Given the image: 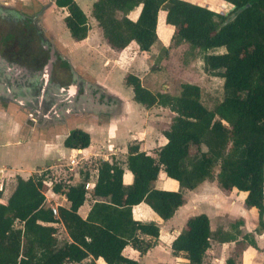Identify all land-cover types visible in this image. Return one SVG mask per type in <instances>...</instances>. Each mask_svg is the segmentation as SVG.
Instances as JSON below:
<instances>
[{
  "label": "trees",
  "instance_id": "16d2710c",
  "mask_svg": "<svg viewBox=\"0 0 264 264\" xmlns=\"http://www.w3.org/2000/svg\"><path fill=\"white\" fill-rule=\"evenodd\" d=\"M223 1L232 5L226 14L185 0H96L92 4V17L117 52L132 42L142 53L149 52L158 41L159 13L164 11L165 25L174 32L172 40L203 51L205 73L223 80V98L209 109L198 85L184 83L176 95L152 92L137 76L127 74L125 85L132 89L136 103L175 114L164 133L167 143L155 156L136 144L128 147L123 164L133 176L130 185L123 181L122 163L99 161L92 191L95 202L85 219L78 214L86 201L85 180L54 186L70 202V208H58V216L44 205L41 178L17 177L5 201L1 188L0 264H84L89 257L106 264H138L123 251L130 246L140 256L147 254L160 237V227L136 221L132 208L145 203L169 221L185 204V191L215 179L225 194L247 192L245 208L258 214L255 231H264V0ZM55 5L67 12L64 23L71 38L85 40L90 27L79 4L55 0ZM138 7L139 17L131 20L129 14ZM90 144V135L81 129L72 130L64 141L69 149L84 150ZM161 170L179 183L178 191L152 187ZM56 223L64 225L69 241L58 240ZM214 239L233 241L218 237L206 214L192 216L171 242V254L188 264H203ZM228 263L233 264L230 259Z\"/></svg>",
  "mask_w": 264,
  "mask_h": 264
},
{
  "label": "crops",
  "instance_id": "0c3cea01",
  "mask_svg": "<svg viewBox=\"0 0 264 264\" xmlns=\"http://www.w3.org/2000/svg\"><path fill=\"white\" fill-rule=\"evenodd\" d=\"M185 1L206 7L220 14H226L232 9V5L223 0ZM17 4V0H0V23L9 20L6 14L7 8ZM92 4L91 8L88 9L90 12ZM140 10L141 7L136 8L129 14V18L134 21L137 20ZM132 13H136V19L130 17ZM165 17L166 13L161 11L158 26L159 22L162 21L167 36L171 38L174 32L165 25ZM91 18L94 20L92 15ZM99 32L97 38H94L89 29L87 38L81 42H76L71 38L69 31L68 36L65 37L51 30L52 36L64 48V52H61L60 46L57 45L61 60L34 63L32 65L34 70L27 69L19 63V48L17 46L14 48L16 52L12 51L18 55L15 62L11 59L13 57L12 52L9 53L5 50L3 53L0 49V189L3 188L5 200L12 194L17 177L25 180L38 177L46 182L44 184L45 207L68 209L70 202L65 195L56 193L53 189L54 186L77 185L85 180L91 186L87 192L85 203L78 210V214L85 219L95 202L92 191L98 178L99 161L122 163L125 170L123 181L126 185H130L133 176L123 164L128 155V147L136 144L141 151L155 156V152L167 143L164 133L172 123V121L169 123L167 121L174 118L175 114L162 107L144 108L134 101L133 91L125 85V81L124 83L120 82V70L123 69L126 70V73L129 72L137 76L142 85L152 92H169L174 95L178 93L179 90L175 93L171 92L167 84L163 85L167 90H155L152 85L158 82L159 76L154 72L141 74L155 60L157 55H155L154 50L159 47V42L157 41L146 53H142L135 42H132L123 51L117 52L105 41L100 28ZM161 42L163 41L161 40ZM49 67L51 68L48 69ZM77 67L84 68L92 79L84 83L78 82L75 87L69 89L61 88L52 80V75L57 68L67 70L72 74L74 73L73 69ZM6 79L16 83L13 89L6 87L7 85L4 83ZM93 82L100 87L98 95H93V91H88L87 88L82 87L85 83L91 85L94 84ZM73 88L76 89L74 93H72ZM12 91L17 92L16 98L12 97ZM161 119L165 120L168 126L160 130L154 125ZM74 129H81L90 135L91 144L87 149H69L64 146L65 139ZM9 134L15 135L16 140L9 138ZM48 182H51L52 185L47 184ZM152 187L158 190L178 191L179 183L168 178L164 170H161ZM215 194L225 198L224 204L217 201ZM188 195L192 197V206L191 214L188 213L185 216V222L192 216L206 214L210 218L211 230L214 233L213 213L224 214L225 217L228 215L232 219L233 216L232 214L230 216V213L238 208L241 211L252 213L258 221L257 210L245 208L244 202L247 192L234 190L225 194L218 187L216 179L205 181L194 190L185 191V202ZM198 206L203 209L202 212L194 213L193 210ZM185 207L186 203L169 221H163L145 203L134 206L132 214L136 221L157 223L160 227L159 239H161L164 224L173 221ZM53 226L57 229L58 240H60L59 234L62 232L65 234L62 242L70 240L62 223ZM179 234L180 231L177 235ZM261 234L264 236V231ZM158 240L155 241V246L151 249L158 247L156 246ZM215 241L221 245L218 246L221 250H224L223 248L232 242ZM151 249L147 254L140 256L138 251L128 246L123 254L136 260L138 264H142L141 260L146 259L151 254ZM174 258L181 259L182 257ZM184 261L188 264L185 259ZM263 262L264 254L262 253L256 263L263 264ZM83 263L106 264L103 259L96 260L93 257L87 258Z\"/></svg>",
  "mask_w": 264,
  "mask_h": 264
},
{
  "label": "rangeland",
  "instance_id": "374dc122",
  "mask_svg": "<svg viewBox=\"0 0 264 264\" xmlns=\"http://www.w3.org/2000/svg\"><path fill=\"white\" fill-rule=\"evenodd\" d=\"M17 1V5L7 8L6 14L9 20L0 23V49L3 53H5V50L8 48L6 46L7 38L4 37L6 29H9V31L13 33H18L19 41L13 46H17V48H19V63L27 69L34 70L35 68L32 67V65H34L32 56H45L48 54L45 51L48 44H56V46H60L61 52H64L63 46H61V43L52 36L51 30L56 31L61 36H68V30L66 29L64 23V18L67 16V12L64 9L57 8L54 5L55 0ZM76 1L88 16L91 36L97 38L100 33L99 27L91 18V12L88 10L91 8V4L96 0ZM38 14H40V17L37 16ZM23 15H29L31 18L35 19L40 34L37 33L35 29H32L28 31L31 36L24 38L20 33V30L22 29L21 21L19 20V28L12 26L11 22L13 19ZM130 17L132 19H136L137 15L136 13H132ZM158 33V46H162L163 48H159L157 46L158 48L154 51L156 53L155 55L158 57L156 56L155 60L148 65V68H145V72L141 74L154 72L159 76L158 82L152 85L157 91L167 90L163 87V85L166 84L171 90L169 88L168 89L174 93L177 92V90H179V93L181 85L184 83L198 85L201 88L203 104L207 108L213 109L223 98V80L205 73L203 70L204 52L199 49H195L186 43L176 44L175 41L172 40V37L169 38V36H167L168 34H166L164 23L162 21L159 22ZM161 40L165 43L164 46V43L161 42ZM13 51L16 52L15 49H13ZM217 51H223V49H218ZM11 59L14 62L16 61L15 56ZM120 71V82L124 83L125 76L130 73H126V70L123 69ZM73 72L74 73L70 74L67 70L57 68L52 75V80L55 81L61 88L69 89L75 87L78 82L84 83L87 82V80L92 79L82 67L74 68ZM4 83L7 85L6 87L12 89L16 85V83H12L10 79H6ZM93 83L94 84L91 85H86L85 83L82 87L87 88L88 91H93V95H98L100 93V87L97 86L95 82ZM11 94L13 98L17 97L16 91H12ZM8 95L10 94L8 93ZM91 109L94 108L91 107ZM172 120L173 118H170L167 122L169 123V121ZM223 121L225 125H229L227 121ZM167 122L161 119L154 125V127H157L160 130L164 129L168 126L166 125ZM14 136L15 135L12 134L8 135L9 138L16 140ZM16 150L17 147L15 149V153ZM17 154H19V152H17ZM218 171V168H216V173H218ZM215 196L217 201L224 204V197H218L216 194ZM191 199L192 197L188 195L185 202L186 207L177 214L173 221L168 224H164L161 235L162 238L156 242V246L158 247L151 249V254L146 257V259L141 260L142 264H186L183 257L181 259L174 258L170 251V243L172 239L177 236V233L181 231L183 224L185 223L186 214H191ZM2 200L5 201V198ZM202 210L203 209L198 206L195 210H193V212L199 213L202 212ZM231 214L233 216L232 219H230L228 215L225 217L224 214H212V226L218 237H229L233 239V241L228 243L223 248L224 250H221L218 247L221 245H218L214 239L212 242V249L205 256L203 264H229V259L232 260L233 264H257L256 261L259 258V255L262 253L264 254L263 233L258 234L255 231L258 224L256 217L253 216L252 213L248 211H241L238 208L234 209L230 213V216ZM16 226L19 227L20 224L17 223ZM59 235V241L62 242L65 234L62 232Z\"/></svg>",
  "mask_w": 264,
  "mask_h": 264
},
{
  "label": "flooded vegetation",
  "instance_id": "af4514ba",
  "mask_svg": "<svg viewBox=\"0 0 264 264\" xmlns=\"http://www.w3.org/2000/svg\"><path fill=\"white\" fill-rule=\"evenodd\" d=\"M37 16L40 17V14H38ZM19 20L21 21V25H22V29L20 30V33L22 34V36L24 38L30 37V33H28V31H30L32 29H35L37 31V33L40 34V31H39V28L37 26V23H36L35 19L31 18L29 15H23L21 17L18 16V17H15L13 19V21L11 22L12 26H14L16 28H19L18 27ZM5 32L6 33H5L4 37L7 38V41H6L7 42L6 46L8 47L7 51L9 53H11L13 51V49L15 48L13 45L14 44L16 45L18 43V41H19L18 33H13L11 31H9V29L8 30L6 29ZM45 51H46V53H48L45 56L33 55L32 56L33 62L34 63H38V62L46 61V62L49 63L52 60H54V62L61 60L60 55H59L58 46H56V44H48V46H46V50ZM11 55L15 56V57H18L17 53H13Z\"/></svg>",
  "mask_w": 264,
  "mask_h": 264
},
{
  "label": "built area",
  "instance_id": "2783aa9c",
  "mask_svg": "<svg viewBox=\"0 0 264 264\" xmlns=\"http://www.w3.org/2000/svg\"><path fill=\"white\" fill-rule=\"evenodd\" d=\"M72 164H74V161H72ZM77 164H78V162H77ZM1 174H2V173H1ZM36 178L39 179L38 177H36ZM43 183L45 184L46 182L43 180ZM47 184L52 185L51 182H48ZM90 186H91L90 183H86V184H85V188H86L87 192H88V190L90 189ZM51 210H52V212H53V214H54L55 216H58V209H57L56 207H51ZM56 224H57V223H56ZM56 224H54V225H56Z\"/></svg>",
  "mask_w": 264,
  "mask_h": 264
},
{
  "label": "water",
  "instance_id": "95a60500",
  "mask_svg": "<svg viewBox=\"0 0 264 264\" xmlns=\"http://www.w3.org/2000/svg\"><path fill=\"white\" fill-rule=\"evenodd\" d=\"M51 67H49L48 69H50ZM76 91V89L75 88H73L72 89V93H74Z\"/></svg>",
  "mask_w": 264,
  "mask_h": 264
}]
</instances>
